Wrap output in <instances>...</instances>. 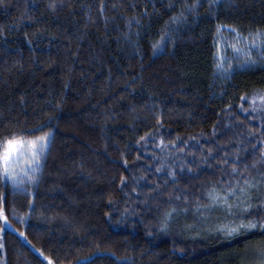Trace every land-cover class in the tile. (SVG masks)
Masks as SVG:
<instances>
[{"label": "trees", "instance_id": "trees-1", "mask_svg": "<svg viewBox=\"0 0 264 264\" xmlns=\"http://www.w3.org/2000/svg\"><path fill=\"white\" fill-rule=\"evenodd\" d=\"M229 29L264 31V0H2L0 138L53 139L34 182L0 170V264H258L264 230L214 231L235 217L207 195L233 164L264 174V111L240 99L264 60Z\"/></svg>", "mask_w": 264, "mask_h": 264}, {"label": "snow or ice", "instance_id": "snow-or-ice-1", "mask_svg": "<svg viewBox=\"0 0 264 264\" xmlns=\"http://www.w3.org/2000/svg\"><path fill=\"white\" fill-rule=\"evenodd\" d=\"M0 3H2V0H0ZM56 7L57 4L55 2L49 4V8L52 10H55ZM196 7V4H186L184 10L195 11ZM102 10L101 8V11ZM181 18H183V11H181L178 17H173L172 19L177 20ZM131 22L132 21H128L129 25ZM136 22L139 23V21ZM219 30L218 28V31ZM229 30L235 33L238 41L245 44V56L248 63L257 62L256 59H253L251 56L253 50L259 53L260 60H264V31L257 30L255 32H250L248 37H244L239 32H236L235 29ZM28 42L31 43V40ZM156 46L157 45H153L154 48ZM240 99L241 101H247L252 106L253 111H264V94H257L252 97L241 96ZM257 100L261 102L259 106L256 105ZM57 107H59V105H57ZM229 107H231V105H229ZM240 109L242 111H248V109L243 107V104L240 105ZM37 129L41 134L35 135L32 138H25L22 134L16 132H11L8 136L0 138V170H2L4 175L9 177L14 176L15 168L23 160L28 166V170L25 171L24 174L28 175L30 181H35L36 177L29 173H36L41 170L42 160L46 156L53 139V133L50 130H43L44 125H38ZM141 139L144 138L141 137ZM262 143H264V141H262ZM261 161H264V150L261 151ZM222 163L228 164L229 161L223 160ZM253 166H255V164ZM157 171H160V169L157 168ZM247 171V166H245L243 170H239L236 165L233 164L228 174L230 176H235V180L229 181L225 187H213L207 192L211 205L222 207L227 211L228 215L235 217L229 220L228 223L219 225L214 229V231L221 232L225 236H232L242 231L256 229L257 227L264 230V217H252L250 213V209L253 207L252 191L253 189H257L260 183L264 182V174H261V180L257 181L255 177L245 176L244 173ZM241 180L243 181L242 183ZM124 182L125 181L122 179V183ZM13 183L15 184L16 181L13 180ZM177 199H179V197H177ZM174 212L175 209H172L164 213V217L161 220L162 226H167L168 220ZM0 218L6 219L4 215V198L2 196H0ZM256 251L261 257V264H264V247L257 248ZM41 255H43L42 252ZM49 264H52L51 260H49Z\"/></svg>", "mask_w": 264, "mask_h": 264}, {"label": "rangeland", "instance_id": "rangeland-1", "mask_svg": "<svg viewBox=\"0 0 264 264\" xmlns=\"http://www.w3.org/2000/svg\"><path fill=\"white\" fill-rule=\"evenodd\" d=\"M255 114L258 115V118H257V120H255V122H257V123H259V121L261 122V120H260V114H261V111L258 110V111L255 112ZM25 159H26V158H25ZM27 170H28V166H27V164L24 163V161L22 160V161L20 162V164L15 168V175L12 176V177H9V178L12 179V180H15V179L17 178V176H18L20 173H23V172H25V171H27ZM260 247H264V244L261 245ZM260 247H258V246L253 247V251H252V253H254V256L256 257V259H260L259 262H258V264H261V257L258 255L256 249H257V248H260Z\"/></svg>", "mask_w": 264, "mask_h": 264}]
</instances>
